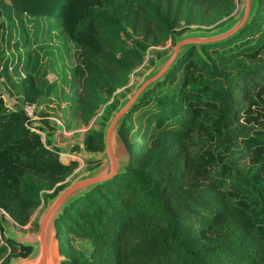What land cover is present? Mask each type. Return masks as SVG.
I'll return each instance as SVG.
<instances>
[{
    "label": "trees",
    "instance_id": "obj_1",
    "mask_svg": "<svg viewBox=\"0 0 264 264\" xmlns=\"http://www.w3.org/2000/svg\"><path fill=\"white\" fill-rule=\"evenodd\" d=\"M188 1L201 19L219 10L221 17L234 6V0ZM1 4L20 13L61 19V28L79 46L74 51L77 109L84 121L96 115L144 59L148 43L128 45L123 36L125 11L131 4L127 8L111 0H0ZM133 12L131 27L136 30L143 23L150 44L165 43L178 34L177 9L171 16L150 0H139ZM4 23L0 7V32ZM255 36L261 43L252 47L253 56L264 50V0L237 33L203 45L208 60L195 47L179 58L159 85L176 82L182 71L183 76L169 105L159 109L158 131L144 151L133 149L128 136L134 130L133 113L149 103L154 89L134 104L120 129L130 152L127 169L73 200L56 221L66 256L63 264H264V136L254 127L245 130L235 107V89L243 80L249 106L264 112V67L259 74L242 67L224 70L210 54L249 43ZM248 76L254 80L248 81ZM24 95L28 104L39 103L43 96L32 75L24 79ZM30 120L22 107L8 108L0 95V195L5 198L0 206L20 224L40 204L41 191L55 187L54 196L65 186L57 184L78 164L75 159L63 161V151L51 145L54 128L47 130L43 142L44 127L34 129ZM167 121L170 128L165 127ZM201 130L207 136H193ZM234 138H241L244 146L234 144ZM83 142L89 152L102 150V127L91 128ZM236 150L249 159L248 168L238 165L241 156L232 158ZM208 230L211 235H205ZM74 238L89 239L92 255L73 247ZM19 247L21 257L32 250Z\"/></svg>",
    "mask_w": 264,
    "mask_h": 264
},
{
    "label": "rangeland",
    "instance_id": "obj_2",
    "mask_svg": "<svg viewBox=\"0 0 264 264\" xmlns=\"http://www.w3.org/2000/svg\"><path fill=\"white\" fill-rule=\"evenodd\" d=\"M111 1L127 8L131 4L130 8L125 9L127 13L124 16L125 29L123 36L127 44L143 42L148 43V47L145 50L143 61L133 68L126 81L113 90L112 95L104 100L96 115L88 121H84L79 116L77 109L78 78L75 74L74 51L79 49V46L61 28V19L58 16L20 13L11 6L0 5L5 18L4 27L0 32V95L4 104L8 108L22 107L30 116V125L34 129H37L38 126H43L44 129L41 130L43 142H47V130L54 128L55 132L49 138L51 145H55L63 151L60 153L61 159L65 162L70 159L78 161V164L74 165L70 173L57 185H68L79 175L84 174L104 161L103 159L89 157L88 153L95 152L83 149L85 135L91 128L102 127L104 133L106 123L113 110L126 95L134 90L143 76L155 65L156 60H159L172 50L177 37L187 32H210L223 28L239 14L244 4L243 0H234V6L228 14L220 17L222 12L219 10L209 15L208 18L201 19L200 13H197V7L192 6L188 0H150L153 6L161 11L167 10L171 16L174 9L179 12L175 27L178 34L173 38H169L165 43L153 45L144 36L143 23L138 24L136 30L129 23V21H132L134 16L133 9L139 0ZM258 9L259 6L255 15ZM260 43V37L255 36L250 39L249 43L236 44L228 49L225 46V51H211L210 54L216 60L219 68L231 71H236L240 67L247 70L257 69V74H259L261 72L260 69L264 67V50L256 56L250 55L249 52H253L252 47H256ZM193 47L208 60L203 53V46H201L200 50L196 46ZM169 72L144 93L146 94L154 89L150 94L149 103L138 108L132 115L134 130L128 136V144L135 150L144 151L150 145L151 140L158 131L155 126L157 113L159 109L169 105V97L174 93L183 76L182 71L178 74L176 82H167L165 85H159L160 82L166 80ZM28 75L34 76L37 85L43 89V96L39 103L28 104L24 101V79ZM246 79L253 81L254 77L248 76ZM238 84L239 86L235 89L237 94L235 96V107L237 109L236 115L240 118L239 122L245 126V130L252 131L251 127H254L264 136V112L255 111L254 106H249L250 102L244 96L246 88L243 86V80ZM110 108L113 109L110 111ZM168 122H166L165 127L170 128ZM193 136L199 138L207 135L201 130L198 133H194ZM123 142L127 147L125 140ZM233 143L244 146L241 138H234ZM241 151L236 150V152L232 153L234 154L232 158L241 156L237 160L238 165L248 168L250 166L249 159L244 154L242 155ZM89 159L96 160L99 164L91 163ZM129 162L130 152L128 165ZM203 179L209 180L207 177H203ZM54 188L41 191L42 199L40 204L29 213L24 224L18 223L7 209L0 206V264H8L12 259L20 258L21 256L18 254L22 251L19 247L21 244L5 235V229L13 228L19 234L36 232L39 218L46 208L47 201L53 197ZM0 198H2L0 200H5L2 195H0ZM205 235H211V231H206ZM6 239L13 241L14 244L5 241ZM71 244L73 247L83 250L88 256L93 253V243L89 239L74 238ZM6 259H9L7 263Z\"/></svg>",
    "mask_w": 264,
    "mask_h": 264
},
{
    "label": "water",
    "instance_id": "obj_3",
    "mask_svg": "<svg viewBox=\"0 0 264 264\" xmlns=\"http://www.w3.org/2000/svg\"><path fill=\"white\" fill-rule=\"evenodd\" d=\"M243 1L244 4L239 14L226 26L210 32L194 31L182 34L176 38L172 50L156 60L155 65L143 76L134 90L126 95L113 110L103 133L104 149L100 152L88 153L89 157L104 161L79 175L47 201L46 208L39 218L36 232L19 234L13 228L5 229L7 237L32 248L28 256L12 259L8 264H63L66 258L60 250L55 223L73 200L84 195L93 186L126 170L129 152L120 136V129L127 113L153 84L164 78L188 49L196 46L200 50L204 44L224 40L249 23L255 15L260 0Z\"/></svg>",
    "mask_w": 264,
    "mask_h": 264
}]
</instances>
